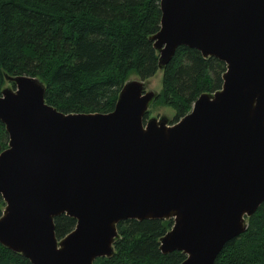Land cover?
I'll use <instances>...</instances> for the list:
<instances>
[{"label": "water", "instance_id": "obj_1", "mask_svg": "<svg viewBox=\"0 0 264 264\" xmlns=\"http://www.w3.org/2000/svg\"><path fill=\"white\" fill-rule=\"evenodd\" d=\"M149 40L163 68L178 47L225 64L222 86L169 125L144 122L154 94L126 82L112 111L65 114L37 78L7 77L0 152V244L31 264H93L114 253L116 225L169 220L163 254L214 264L264 201V0H159ZM76 220L57 239L54 219Z\"/></svg>", "mask_w": 264, "mask_h": 264}, {"label": "trees", "instance_id": "obj_2", "mask_svg": "<svg viewBox=\"0 0 264 264\" xmlns=\"http://www.w3.org/2000/svg\"><path fill=\"white\" fill-rule=\"evenodd\" d=\"M160 18L159 0H0V95L6 77L27 75L43 83L46 103L65 114L108 113L129 77L146 81L159 69L149 38L158 32ZM224 72L223 62L178 47L163 67L156 99L175 111L168 123L188 114L201 94L219 90ZM7 141L0 123V152ZM3 209L0 197V216ZM75 224L69 216L56 217V238ZM171 226V220L120 221L113 255L93 264H181V252L159 250ZM0 264L31 263L0 244ZM214 264H264V201Z\"/></svg>", "mask_w": 264, "mask_h": 264}, {"label": "rangeland", "instance_id": "obj_3", "mask_svg": "<svg viewBox=\"0 0 264 264\" xmlns=\"http://www.w3.org/2000/svg\"><path fill=\"white\" fill-rule=\"evenodd\" d=\"M162 78H163V68H159L153 77H151L149 80H146V82L143 83L145 91H150L154 94L153 100L148 105V109L146 112L147 114L145 113L146 120H148L149 118H157V119L164 118L168 121H172L174 119L175 111L168 106L161 105L156 100L162 89ZM137 79L139 78L135 76H131L128 78V81L137 80ZM6 87L12 88L13 87L12 82L6 80V84L4 85L3 88Z\"/></svg>", "mask_w": 264, "mask_h": 264}, {"label": "bare ground", "instance_id": "obj_4", "mask_svg": "<svg viewBox=\"0 0 264 264\" xmlns=\"http://www.w3.org/2000/svg\"><path fill=\"white\" fill-rule=\"evenodd\" d=\"M16 76H19V75H16ZM8 77H14V76H8ZM34 78H36V77H34ZM38 79V78H37ZM6 80H7V77H6ZM9 81V80H8ZM38 81L43 85V83L38 79ZM11 82V81H10ZM13 83V82H12ZM14 84V83H13ZM43 87H44V85H43ZM8 88V87H7ZM4 89V88H3ZM2 89V90H3ZM11 89H15V85H13V87L11 88ZM2 92V91H1ZM44 100H45V87H44ZM46 102V101H45ZM48 104V103H47ZM49 105V104H48ZM51 106V105H50ZM51 107H53V106H51ZM54 109H56L55 107H53ZM58 112H61V111H59L58 109H56Z\"/></svg>", "mask_w": 264, "mask_h": 264}]
</instances>
